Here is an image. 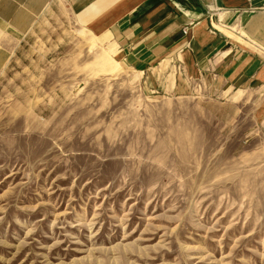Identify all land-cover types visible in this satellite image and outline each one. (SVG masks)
Here are the masks:
<instances>
[{"label": "rangeland", "instance_id": "obj_1", "mask_svg": "<svg viewBox=\"0 0 264 264\" xmlns=\"http://www.w3.org/2000/svg\"><path fill=\"white\" fill-rule=\"evenodd\" d=\"M98 16L48 0L0 68V264H264V86Z\"/></svg>", "mask_w": 264, "mask_h": 264}, {"label": "crops", "instance_id": "obj_2", "mask_svg": "<svg viewBox=\"0 0 264 264\" xmlns=\"http://www.w3.org/2000/svg\"><path fill=\"white\" fill-rule=\"evenodd\" d=\"M68 1L83 9V24L99 13L94 30L109 31L123 51H137L150 62L156 55L182 54L196 72L210 71L223 85L264 86V0ZM47 2L0 0V32L7 35L0 40V68L10 56L12 38L29 30ZM106 47L114 52L111 43ZM260 119L264 127V110Z\"/></svg>", "mask_w": 264, "mask_h": 264}, {"label": "built area", "instance_id": "obj_3", "mask_svg": "<svg viewBox=\"0 0 264 264\" xmlns=\"http://www.w3.org/2000/svg\"><path fill=\"white\" fill-rule=\"evenodd\" d=\"M183 32L186 33V29H183Z\"/></svg>", "mask_w": 264, "mask_h": 264}]
</instances>
